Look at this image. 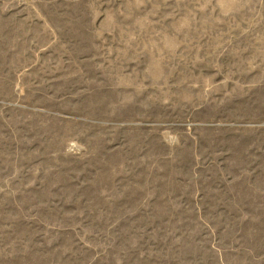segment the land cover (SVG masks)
<instances>
[{"label":"rangeland","instance_id":"1","mask_svg":"<svg viewBox=\"0 0 264 264\" xmlns=\"http://www.w3.org/2000/svg\"><path fill=\"white\" fill-rule=\"evenodd\" d=\"M0 264H264V0H0Z\"/></svg>","mask_w":264,"mask_h":264}]
</instances>
